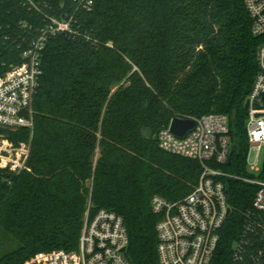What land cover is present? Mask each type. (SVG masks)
<instances>
[{"label": "trees", "instance_id": "trees-1", "mask_svg": "<svg viewBox=\"0 0 264 264\" xmlns=\"http://www.w3.org/2000/svg\"><path fill=\"white\" fill-rule=\"evenodd\" d=\"M37 1L75 13L76 26L89 38H48L33 132H10L15 142L31 141L30 169L0 168V228L19 243L0 264L76 249L90 180V211L113 209L124 218L125 257L131 264H161L160 216L151 199H182L198 183L202 166L162 150L157 134L175 117L209 113L229 117L234 152L222 168L239 176L225 178L231 213L212 262L229 264L257 190L242 180L250 176L244 104L264 36L254 35L245 0H95L77 11L73 0ZM43 24V15L24 0H0V74L22 62L23 49Z\"/></svg>", "mask_w": 264, "mask_h": 264}, {"label": "built area", "instance_id": "built-area-1", "mask_svg": "<svg viewBox=\"0 0 264 264\" xmlns=\"http://www.w3.org/2000/svg\"><path fill=\"white\" fill-rule=\"evenodd\" d=\"M75 10L92 8L95 0H73ZM29 9L44 17V24L22 51V62L0 74V168L11 172L29 170L31 141L15 142L10 132L34 129L33 99L39 85L42 56L48 38L59 33L84 34L76 26L75 13L53 11L46 2L24 0ZM253 19L252 31L264 36V0H245ZM75 11V12H76ZM109 45H112L109 43ZM258 70L245 100L247 117V170L244 182L257 187L246 210L239 237L233 245L229 264H264V43L258 46ZM195 120L194 128L179 137L170 124L157 134L162 150L198 160L202 172L193 190L178 201L155 195L153 211L160 216L157 252L161 264H212L221 230L227 220L228 186L225 178L239 176L223 170L234 152L229 117L209 113ZM233 149V152H232ZM128 229L121 214L113 209L87 211L79 246L75 251L57 250L33 256L26 264H131L125 257Z\"/></svg>", "mask_w": 264, "mask_h": 264}, {"label": "rangeland", "instance_id": "rangeland-1", "mask_svg": "<svg viewBox=\"0 0 264 264\" xmlns=\"http://www.w3.org/2000/svg\"><path fill=\"white\" fill-rule=\"evenodd\" d=\"M99 155H100L99 152L96 151V154L94 155V162L97 161V159L99 158ZM263 155H264V153H263ZM92 185H93V181L92 180H90V181L87 182V187L89 189V192L87 194V198H88L87 210H90V207H91V191H92ZM92 212H94V211H91V213ZM86 214H87V211H86V213L84 215L83 225H84V222H85ZM82 228H83V226H82ZM18 246H19L18 241L13 236H11L9 233H6L4 230H2L0 228V257L2 255H4L5 253H7V252H9L11 250L16 249ZM77 248L76 249H73V250H70V251H75V250H77ZM57 250H64V249H57ZM57 250H53V251H43V252L37 253L36 255H38L40 253H46L47 254V253H51V252H54V251H57ZM36 255H34V256H36Z\"/></svg>", "mask_w": 264, "mask_h": 264}, {"label": "water", "instance_id": "water-1", "mask_svg": "<svg viewBox=\"0 0 264 264\" xmlns=\"http://www.w3.org/2000/svg\"><path fill=\"white\" fill-rule=\"evenodd\" d=\"M249 106L248 101L245 102L244 107L247 109ZM195 126V120L193 118H182V117H175L170 122V129L174 132L177 136L183 137L189 131H191ZM233 152V149H232ZM231 213V209H228V214Z\"/></svg>", "mask_w": 264, "mask_h": 264}]
</instances>
